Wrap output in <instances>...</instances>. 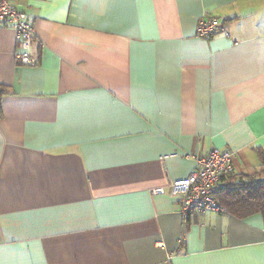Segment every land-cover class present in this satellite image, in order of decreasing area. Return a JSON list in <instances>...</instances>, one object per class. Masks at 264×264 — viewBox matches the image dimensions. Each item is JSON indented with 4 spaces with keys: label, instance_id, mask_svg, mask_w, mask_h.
Here are the masks:
<instances>
[{
    "label": "crops",
    "instance_id": "0c3cea01",
    "mask_svg": "<svg viewBox=\"0 0 264 264\" xmlns=\"http://www.w3.org/2000/svg\"><path fill=\"white\" fill-rule=\"evenodd\" d=\"M11 1L36 62L0 27V264H264L260 213L154 192L211 147L261 169L264 0Z\"/></svg>",
    "mask_w": 264,
    "mask_h": 264
},
{
    "label": "built area",
    "instance_id": "2783aa9c",
    "mask_svg": "<svg viewBox=\"0 0 264 264\" xmlns=\"http://www.w3.org/2000/svg\"><path fill=\"white\" fill-rule=\"evenodd\" d=\"M0 27H10L15 34V58L19 65L32 66L36 62L31 53L35 37L34 25L28 14L18 9L11 0H0ZM218 32L227 33L224 24L213 15L202 16L196 26V35L209 39ZM234 151L211 147L201 156H195V167L184 178L170 181L155 193H167L178 200L179 214L185 218L190 212H223L224 208L214 197L223 187L222 178L234 173Z\"/></svg>",
    "mask_w": 264,
    "mask_h": 264
},
{
    "label": "trees",
    "instance_id": "16d2710c",
    "mask_svg": "<svg viewBox=\"0 0 264 264\" xmlns=\"http://www.w3.org/2000/svg\"><path fill=\"white\" fill-rule=\"evenodd\" d=\"M5 93L0 85V97ZM261 169L254 174H229L223 179L224 185L214 193L224 211L236 216L246 217L260 213L264 221V148L256 149Z\"/></svg>",
    "mask_w": 264,
    "mask_h": 264
},
{
    "label": "rangeland",
    "instance_id": "374dc122",
    "mask_svg": "<svg viewBox=\"0 0 264 264\" xmlns=\"http://www.w3.org/2000/svg\"><path fill=\"white\" fill-rule=\"evenodd\" d=\"M260 171V169H258V170H256V171H254V172H252V174H254V173H256V172H259ZM251 174V173H250ZM251 174V175H252ZM263 177H264V174H263Z\"/></svg>",
    "mask_w": 264,
    "mask_h": 264
}]
</instances>
